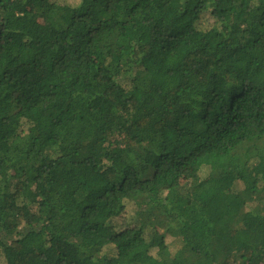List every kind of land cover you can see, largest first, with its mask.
I'll return each mask as SVG.
<instances>
[{
    "label": "trees",
    "instance_id": "trees-1",
    "mask_svg": "<svg viewBox=\"0 0 264 264\" xmlns=\"http://www.w3.org/2000/svg\"><path fill=\"white\" fill-rule=\"evenodd\" d=\"M0 264H264V0H0Z\"/></svg>",
    "mask_w": 264,
    "mask_h": 264
},
{
    "label": "rangeland",
    "instance_id": "rangeland-1",
    "mask_svg": "<svg viewBox=\"0 0 264 264\" xmlns=\"http://www.w3.org/2000/svg\"><path fill=\"white\" fill-rule=\"evenodd\" d=\"M64 1L68 2L70 4H75L77 2V0H64ZM202 22H203L204 26H206V27L207 26L210 27V25L213 24V20H210L209 16L204 17ZM104 51L103 52L105 53L106 57L111 58V59H117L118 55L109 46H107L104 49ZM182 179L183 180L187 179L185 173L182 175ZM133 218H134V206H130L128 208V211H127V214L125 215V217L116 219L114 221V225L116 226L117 229H122L125 227L124 219L129 220V221H133ZM166 242L168 244L172 245L173 251H175L177 249L176 243L172 238L168 237Z\"/></svg>",
    "mask_w": 264,
    "mask_h": 264
}]
</instances>
